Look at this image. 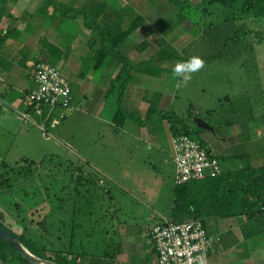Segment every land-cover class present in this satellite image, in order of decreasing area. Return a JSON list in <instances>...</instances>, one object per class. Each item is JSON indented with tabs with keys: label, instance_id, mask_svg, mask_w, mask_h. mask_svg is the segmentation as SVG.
<instances>
[{
	"label": "rangeland",
	"instance_id": "rangeland-1",
	"mask_svg": "<svg viewBox=\"0 0 264 264\" xmlns=\"http://www.w3.org/2000/svg\"><path fill=\"white\" fill-rule=\"evenodd\" d=\"M126 2L134 7L128 13L129 19L135 13L148 19L135 32L138 42L134 46L146 38L152 46L150 53L165 50L176 56L162 60L165 72L158 77L166 78L161 83L176 86L172 103L162 111L182 119L190 111L195 115L189 120L192 127L196 118L209 125L211 131L202 130L214 134L215 139L220 133L242 139L234 140V144L228 142L230 153L264 150V17L242 13L239 2L233 7L206 3L205 9L190 12L196 26L185 21L164 37L160 28L178 11L165 13L159 7L161 0ZM190 2L198 4L200 0ZM193 57L203 59L204 67L185 84L173 69ZM20 112H25L24 105L12 108L8 112L11 117L4 118L0 113V222L9 230L42 241L49 248L98 256L115 238L110 235L117 228L113 214L128 221L152 218L154 213L145 203L150 198L153 206L170 217L171 191L175 186L173 166L171 162L161 165L153 160H159L165 152L151 153L150 157L146 153L145 157L143 152L132 149L127 154L121 147L125 140L112 135L106 123L95 120L96 133L81 128L85 122L81 111L73 110L65 119L58 118L61 123L56 127L46 123L42 114L32 112L23 119ZM199 138L210 144L207 137ZM142 157L154 162L144 165ZM86 161L90 171L98 174L92 167L99 169L103 183L78 177V171L87 166ZM237 164L243 167L245 158ZM80 181L90 183L81 186ZM132 190L136 193L134 198H141L143 191V203L133 198ZM15 261L11 260L12 264H18ZM37 262L49 263L39 258Z\"/></svg>",
	"mask_w": 264,
	"mask_h": 264
},
{
	"label": "crops",
	"instance_id": "crops-1",
	"mask_svg": "<svg viewBox=\"0 0 264 264\" xmlns=\"http://www.w3.org/2000/svg\"><path fill=\"white\" fill-rule=\"evenodd\" d=\"M123 2L124 0H113V2L55 0L54 5L49 6L44 15H40L46 0H0V113L5 118L10 116L12 108L18 109L24 105L22 103L24 96L35 86L33 73L36 62L50 63L60 68L65 74L71 88L72 99L71 106L67 109L44 107L42 116L46 123L50 122L52 127L59 126L61 122L58 118L65 119L73 110L81 111L85 119L81 128H88L87 131L95 132L97 129L93 127L95 120L97 123H106L108 129L113 132L112 135H118L121 141L125 140L121 147L127 151V154H131L132 149L135 153L143 152L145 157L151 156V153L165 152L162 158L158 160L156 157L153 160L161 165L171 162L174 176L175 164L172 154L174 135L169 122L156 113L167 109L175 97L176 86L161 83V80L164 81L166 77H158L165 72L162 60L170 58L172 54L166 53L165 50L150 53L149 49L152 46L146 38L140 41L139 45L134 46L133 43L138 42L135 32L148 22L147 17L139 13L145 21L133 33L120 39L117 47L128 61L137 65L129 83L120 94L118 87L110 86L121 68L120 62L106 57L102 63H97L95 50L99 48L101 38L96 31L86 28L83 18L74 13L75 11L86 13L96 18L102 26L110 28L113 35H118L127 28L135 15L131 14L130 19L127 17L130 10L134 11V7L126 0L124 4ZM163 4L161 0L159 7L166 6ZM91 41L94 43L93 47ZM143 41L149 44L146 49H143L141 44ZM149 59L152 60L151 68L147 66ZM151 69L155 71V74H150ZM119 104L130 113H138L142 119H145L149 109H157L146 124L142 125L134 119L126 118L122 124L117 125L114 115ZM186 122L191 124L187 119ZM190 128H192L191 125ZM98 133H100L99 129ZM235 133L239 136L240 131L237 130ZM83 134L85 135L84 131ZM212 135L214 134L203 131L200 133V136L208 138L210 144H205L219 158L223 171L229 172L245 167L246 164L243 167L237 164V161L242 158L254 167L264 165V150L251 154L249 152L230 153L228 142L232 141L234 144V140L242 139L224 136L222 133L215 139ZM130 144L134 145V148ZM143 145H146L144 151L141 150ZM146 153L148 154L145 155ZM153 160L143 158L142 163L151 165ZM120 161L122 160H118ZM123 161L127 162L126 159ZM86 162L87 166L78 171V177L95 184L97 181L103 183L99 176V169L92 167L98 174L90 171L89 161ZM112 162L116 163V161ZM84 181L80 182L81 186L90 183L87 184ZM88 190L90 191L89 188ZM141 193V198L138 196L134 198L135 192L132 195L135 200L143 203L145 197L142 198L143 191ZM172 199L173 190L169 205L170 212ZM130 201L134 200L130 199ZM145 203L147 206L150 205L152 210L150 211L154 213L152 218L133 219L134 221L126 219V221L125 217L121 220L116 215H112L116 220L117 228L113 234L110 232V235L115 238L110 239L111 242L106 250L112 253L103 258V264H157V255L149 231L152 226L170 217H165L159 207L153 206L150 198ZM241 220L242 218L208 220L209 233L220 237V241L211 248L208 264H233L235 261L240 262L238 264H264V233L245 239L243 235L246 231H250V228L243 226L240 223ZM94 258L84 254L82 264H98ZM15 260L20 264L17 259ZM0 264H12V262L11 260L6 263L0 261Z\"/></svg>",
	"mask_w": 264,
	"mask_h": 264
},
{
	"label": "trees",
	"instance_id": "trees-1",
	"mask_svg": "<svg viewBox=\"0 0 264 264\" xmlns=\"http://www.w3.org/2000/svg\"><path fill=\"white\" fill-rule=\"evenodd\" d=\"M163 2V6L166 5L162 7L165 13L166 11H178L174 19L172 17L168 18L160 28L164 37L172 33L175 27L181 25L185 21L196 26V23L192 21L190 12L193 9L203 7L206 3L233 7L237 5L235 3L239 2L238 7L242 13H252L255 17H264V0H200L198 4H191L190 0H163ZM54 3L55 0H46L39 14L44 15L47 8L54 5ZM202 9H205V7ZM55 11H57L56 8ZM130 11L132 12V10ZM74 13L83 18L86 28L96 31L101 38L100 46L95 50V60L97 63H102L106 57L117 59L120 62L121 68L112 80L110 86L118 87V92L121 94V90L129 83L137 65L128 61V59L117 50V47L120 39L127 37L138 29L145 21V18L135 13L132 22L127 28L118 35H113L110 28L102 26L96 18H92L81 11H75ZM90 43L93 47V41ZM141 44L143 49L149 46L146 41H143ZM169 57L176 56L172 55ZM151 61L150 59L148 60L147 66L149 68H151ZM153 73L155 74V71H150L151 75H153ZM155 112V108L149 109L145 119H142L138 113H130L119 104L114 115V121L119 125L122 124L126 118H131L143 125L147 123ZM156 113L160 114L169 122L170 129L174 136L186 134L207 147L205 142L199 138L203 130L198 128L193 122L192 124H194V127L190 128V125L186 122V119L191 120L195 117L190 111L186 119H182L175 114L170 116L169 113L167 114L162 110ZM207 149L210 150L209 147H207ZM1 216L2 213L0 212V218ZM229 218H242L241 224L244 221L243 226L250 228V231H246L243 235L245 239L253 238L264 233V165L254 167L248 161L245 167L229 172L222 170L221 174L217 177L207 176L200 180L190 181L180 185L175 184L173 188L170 219L180 222L185 220H199L207 229V222L209 219ZM0 227L16 237L18 242L36 258L55 264H82L84 253L81 251L49 248L46 245H42L44 244L42 241H34L28 238L24 233L17 234L12 232L1 222ZM219 241L220 237L217 242ZM71 244H73V242ZM109 253L112 252H108L105 249L102 255L94 256V260L98 264H103V258L109 255ZM12 259H17L20 264H33L23 257L17 248L10 244L9 241L0 237V261L6 263Z\"/></svg>",
	"mask_w": 264,
	"mask_h": 264
},
{
	"label": "built area",
	"instance_id": "built-area-1",
	"mask_svg": "<svg viewBox=\"0 0 264 264\" xmlns=\"http://www.w3.org/2000/svg\"><path fill=\"white\" fill-rule=\"evenodd\" d=\"M32 88L23 98L25 112L43 113L44 107L71 106V88L58 67L38 61L34 66ZM172 154L175 164L174 183L177 185L217 177L222 168L218 157L199 141L186 134L172 137ZM157 255V264H208V255L218 236L209 233L199 220L174 221L163 219L149 231Z\"/></svg>",
	"mask_w": 264,
	"mask_h": 264
},
{
	"label": "clouds",
	"instance_id": "clouds-1",
	"mask_svg": "<svg viewBox=\"0 0 264 264\" xmlns=\"http://www.w3.org/2000/svg\"><path fill=\"white\" fill-rule=\"evenodd\" d=\"M204 67V60L199 57H193L188 61L175 65L174 73L181 77L183 83H187L192 79V74L198 72Z\"/></svg>",
	"mask_w": 264,
	"mask_h": 264
},
{
	"label": "water",
	"instance_id": "water-1",
	"mask_svg": "<svg viewBox=\"0 0 264 264\" xmlns=\"http://www.w3.org/2000/svg\"><path fill=\"white\" fill-rule=\"evenodd\" d=\"M194 122L197 124L199 128L208 129L210 130L209 125L202 123L201 120L194 119ZM0 237L6 239L10 242L17 250L20 252V254L28 259L33 264H38V258L34 257L29 251H27L17 240L16 237H14L10 232L0 227ZM46 264H55L52 262L46 263Z\"/></svg>",
	"mask_w": 264,
	"mask_h": 264
}]
</instances>
